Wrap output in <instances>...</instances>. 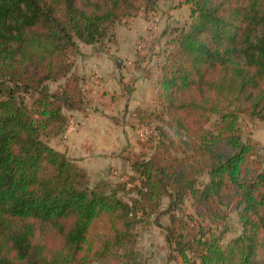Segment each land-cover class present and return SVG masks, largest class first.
Wrapping results in <instances>:
<instances>
[{"label":"trees","instance_id":"obj_1","mask_svg":"<svg viewBox=\"0 0 264 264\" xmlns=\"http://www.w3.org/2000/svg\"><path fill=\"white\" fill-rule=\"evenodd\" d=\"M159 1L0 0V264H143L138 229L153 222L171 261L264 264V155L240 124L264 121V0L191 2L160 66L158 109L137 112L154 151H127L129 182H92L50 144L89 103L81 44L104 50ZM233 212L242 230L224 242Z\"/></svg>","mask_w":264,"mask_h":264},{"label":"crops","instance_id":"obj_2","mask_svg":"<svg viewBox=\"0 0 264 264\" xmlns=\"http://www.w3.org/2000/svg\"><path fill=\"white\" fill-rule=\"evenodd\" d=\"M147 26L148 23L143 24L144 29ZM143 31L139 32L140 35ZM137 37L139 35L135 29L129 31L127 37L117 38V46L111 51L101 50L96 46L98 44L90 45L96 47L93 49L86 48L87 44H81L76 66L88 79L86 88L89 103L84 111L73 113L77 121L75 132L66 138L60 136L50 141L53 147L87 169L92 182L112 176L110 169L114 166L123 164L131 170L124 156L128 150L137 149L136 142L127 123L115 121V118L121 114L128 121L130 117L136 118L138 111L152 109L157 103L154 74L144 73L142 66L135 70L127 65V60L129 63L133 61L131 58L135 54ZM113 53L117 55L116 59ZM126 56L130 59H126ZM138 230L143 249L149 256L161 259L158 263L154 260L155 264L175 262L169 260L167 233L162 226L153 222ZM177 264H183L181 258H178Z\"/></svg>","mask_w":264,"mask_h":264},{"label":"rangeland","instance_id":"obj_3","mask_svg":"<svg viewBox=\"0 0 264 264\" xmlns=\"http://www.w3.org/2000/svg\"><path fill=\"white\" fill-rule=\"evenodd\" d=\"M192 1L193 0H160L155 9L150 10L149 12H145L144 9H141V11L135 16L128 17L122 22H120L117 26L118 29H116V38L127 37L128 32H131V30L133 29H135L136 33H138L139 35V37H137V42L134 46L135 54L131 58V60L133 61L129 63V60H127V65L135 70H139L138 67L142 66L141 69L143 70V72L151 75L154 74V78L156 81L159 75L160 66L164 63L168 51L172 48V39L175 36L174 30L187 25L191 20L190 9ZM146 23H148V26L146 27V29H144L143 24ZM142 31L143 34L140 35L139 32ZM116 42H106L102 46V49H104L103 51H111L110 49H115L117 46ZM96 46L100 47L101 45ZM86 48L93 49L96 47L88 45L86 46ZM113 54L115 55L116 59L117 55L115 53ZM125 58L130 59L127 58V56ZM140 62H142V65H139ZM57 86L58 84L56 83L52 84L53 88H56ZM25 99L26 103L30 104L33 100V96L25 95ZM156 108L158 109L157 103L154 104L151 110H154ZM116 119L121 123H127V125L130 127L128 128L131 131V134H133V138L135 140L134 143L136 142L135 145L137 149L135 150V152L143 153L144 151L147 155L150 156L154 150L149 147L148 149H144L142 148V145L143 142L147 141V139L151 136L153 128L148 127L145 124H140L139 119L137 117L133 119L130 117L128 121H125V116H121L120 114L116 117ZM156 124L157 122H155L154 120L153 126H156ZM240 124L244 137L251 138L257 144L259 152L264 155V121H260L258 119L243 114L241 116ZM142 127L147 128L149 131V133L144 138H142L139 134V130ZM110 171L112 176H108L107 178L103 179L111 180L114 186L119 182V180L121 182H129L131 174H134L131 173V170L126 169V166L123 164L119 166H114L110 169ZM137 183L139 184L138 181L136 183H128L123 188V190L120 191V195L123 196L125 199H129L134 194L133 189H135L134 186ZM163 202L165 205L168 204V198H164ZM184 210L186 214L188 213L194 215L195 218H197L199 221L202 220L195 213L192 205V200H186L184 204ZM161 222L163 224H168V215L163 216L161 218ZM225 226L229 227V231L225 235L224 242L229 241L231 238L241 233L242 225L240 223L238 215L234 212L230 214L229 218L225 223L220 225L218 230L222 229ZM139 234L140 233L138 230V237ZM143 247L144 245L140 243V240L138 238V249L140 254L139 256L143 264H155L154 260H156L157 263L160 262V258L149 256V254L143 249ZM162 264H164V262H162ZM173 264H177V259L175 260V262H173Z\"/></svg>","mask_w":264,"mask_h":264},{"label":"built area","instance_id":"obj_4","mask_svg":"<svg viewBox=\"0 0 264 264\" xmlns=\"http://www.w3.org/2000/svg\"><path fill=\"white\" fill-rule=\"evenodd\" d=\"M76 127L77 121L75 120V118H70L64 137L66 138L69 134L73 133L76 130ZM139 131V134L142 138H144L149 133L148 129L145 127H142Z\"/></svg>","mask_w":264,"mask_h":264}]
</instances>
